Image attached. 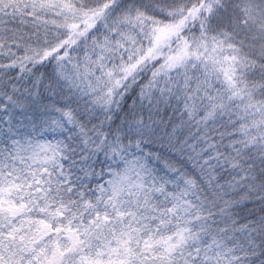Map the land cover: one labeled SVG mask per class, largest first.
Returning <instances> with one entry per match:
<instances>
[{
  "label": "snow or ice",
  "instance_id": "1",
  "mask_svg": "<svg viewBox=\"0 0 264 264\" xmlns=\"http://www.w3.org/2000/svg\"><path fill=\"white\" fill-rule=\"evenodd\" d=\"M218 10L0 8V264H264V55Z\"/></svg>",
  "mask_w": 264,
  "mask_h": 264
},
{
  "label": "trees",
  "instance_id": "2",
  "mask_svg": "<svg viewBox=\"0 0 264 264\" xmlns=\"http://www.w3.org/2000/svg\"><path fill=\"white\" fill-rule=\"evenodd\" d=\"M24 2L3 0L0 8L14 14ZM211 3L220 5V10L215 13L213 27L222 21L224 28L229 30L231 46L241 48L242 55H249L253 50L256 55H264V0H211ZM9 19H15V15H10Z\"/></svg>",
  "mask_w": 264,
  "mask_h": 264
}]
</instances>
